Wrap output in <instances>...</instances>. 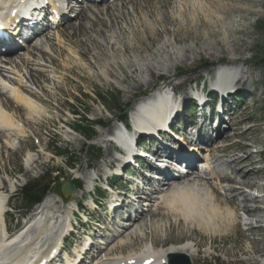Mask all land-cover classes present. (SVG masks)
Masks as SVG:
<instances>
[{
	"label": "bare ground",
	"instance_id": "bare-ground-1",
	"mask_svg": "<svg viewBox=\"0 0 264 264\" xmlns=\"http://www.w3.org/2000/svg\"><path fill=\"white\" fill-rule=\"evenodd\" d=\"M23 1L26 0H0V17L5 16L8 20H11L12 18L8 17L11 10L13 11L17 7L19 8ZM97 1L104 2V0ZM97 1L87 0L90 5L86 2V8H84L83 5H79L74 16L76 20L72 24L67 21L69 18L57 23V25L66 23V29L60 30L59 27L57 28V25L52 29L55 41L61 44L62 47L60 46L59 48H56L51 43L54 39H50L47 35H44V33H41L40 36L38 35L39 37L37 36L38 38L29 42L30 46L28 45L26 48H30L33 51L22 56V58L25 57V59L20 64L21 68L28 70L26 71L25 77H23V80L25 78L28 85H34V87L36 86L39 89L46 88L45 84L51 82L48 76H46V68L55 67V62L51 57L49 60L46 59L47 52L50 51L51 53L57 54L59 57H65L63 53L64 51H62V49L60 50V48H67L68 55L66 56V60L68 59V61L73 63L74 67L79 69L81 73L87 74L89 77L96 75L103 80L111 79L117 84L122 83V75L125 73V67L128 68L130 66L127 58L124 56L126 51L132 50L137 52V49L142 47L143 38L145 37L159 42L162 36L167 35L168 31L164 14L157 16L154 19V23L158 25L159 30H157L153 24L151 25V22H149L148 19L142 16H140V19L134 22L131 26L128 24L123 26V22H125L126 16L129 14L128 10L131 9L134 4L133 0H121L119 4H115L116 0H110V5H106L105 8H102L101 10L94 5ZM89 6H93L94 9L89 8ZM70 8L72 9V5ZM117 9L120 10L119 13H116ZM72 15L73 14L69 16L71 17ZM101 17L106 18V20H103ZM77 20L79 23L75 25ZM83 21L86 22L84 23ZM195 21L196 23L193 21L194 24L199 25V28H203V26L208 24L205 18H201V20L196 19ZM114 25H121L119 28L120 33H117ZM189 27L188 25L181 26V30L184 34H187V39L194 44L196 41L200 40V36L194 33L192 37ZM174 33L177 39L178 33L176 31ZM43 37L44 39H42ZM7 41L11 42V39H8ZM38 42L41 44L38 45ZM232 42L233 45L231 48L235 58L228 59L227 65H236L235 71L233 72L230 69L225 68L221 71L214 70V72H207V77L210 80L209 84L214 83L217 85L216 89H219L223 97H227V93L235 91L234 89L236 87L230 88L231 85H233L235 78H237L235 85L238 86L241 83H245L246 85V79L242 74L249 73L250 75L251 73L249 69L243 71L245 65L243 62L239 61L240 53L243 50H246L247 47L243 44L239 45L238 42ZM216 44H220V47H217ZM168 48V42L163 40L156 51V54H163L165 61L162 67H159V64L153 62L148 56L142 57L140 55L141 53L137 52L134 55V65H132L136 77L133 79L132 84L123 90L125 96L129 97L134 91H142L144 88H150V86L154 85L160 74L162 75V73L166 71L167 75L165 76H168L166 85L155 90L151 95L148 94V96L146 95V97H142L137 103L130 107L128 111L130 114V121L135 126V131L138 132L140 130L151 129V133H154V136L158 141H161V135L164 132L161 129H170L171 122L169 121L173 120L175 114L181 112L179 109L183 106L184 99H189V96L186 94L181 100H179L178 96L174 95L175 91L178 92L183 88V83L177 85L173 83L174 79H171L176 76L172 72L176 69L175 64H177L179 53L177 51H169ZM144 50L148 53L147 48ZM205 50L207 52H212L210 57L213 60L219 59L217 55L218 53H224L226 51L225 46L221 41H217V43L205 48ZM184 51L187 52V50ZM35 52L38 55H36ZM16 54L17 52L12 53L11 55ZM11 55H0V63L6 66V64H8V62L10 63V60L12 59L9 57ZM118 59H120L121 62H118ZM191 60L192 58L188 57L187 61ZM41 62L44 63L42 64ZM4 66H0V97H4L7 103L10 102V105L15 104L14 112H12L14 115H9L7 112L9 109L4 107L0 102V141L3 136H6L1 142L3 143L1 149L4 150V154H7L12 153L16 141L19 143V138H27L26 132L22 127L23 122L25 125L28 124L34 126L39 121L46 119L47 112L39 104V101H41L39 97H36L32 93H29V95L24 93L27 92L29 86L22 85L20 80H17V78L22 76L19 75V72L16 71V69H12L13 65H7L9 68H5ZM195 69L196 67L194 66H186L185 72H191ZM65 70L66 69H64V71ZM93 70H96L98 73L95 74ZM9 74L13 75V77L11 76L12 78H10ZM49 75L53 78L52 81L54 82V88L58 90V92H62V86L57 84V79L60 80L61 75L60 77H56L57 73L53 71L52 73H49ZM187 75L188 74H186V76ZM143 76L146 77V80L143 79ZM79 77L84 79L83 74ZM7 79L10 81L8 82ZM189 80L191 79L187 78V81ZM14 86H16V88ZM28 92H31V90ZM47 92L49 94L48 99L55 97V95L49 92V89ZM194 92L195 90L191 89V96ZM5 94H7L8 97H5ZM228 96L230 99L234 97V94ZM226 97L223 99V103L227 99ZM202 101L207 102L205 99H202ZM248 101L249 100L244 101L242 112L246 110ZM48 103L49 101L45 100L47 107L49 105ZM20 111L23 115L22 119L20 118V121H18L16 116H19ZM221 113H223V111L215 113L219 122L217 123V118L214 120L215 124L213 130L207 127L213 120H210L211 118L209 117L205 118V127L207 129L206 137H200V140L205 145H208L206 150L207 155L202 157V163H209V160H212L211 164L214 166L215 171L213 173L211 172L209 175L200 174L194 167H192L190 171H188L190 172V175L180 178L177 183L167 184L170 185V187H167L166 189H164L165 182L161 184L160 188H158L153 180L145 178L146 187L141 190V196L144 195L143 197L148 200L145 201L147 202L146 206L149 207L148 210L144 211L142 209L139 211L138 216H135L133 219L130 218L133 222L130 221L127 228L124 229L120 235H112L108 238L110 241H113L120 238L123 234L126 235L119 241V243H116V248L114 247V249L109 250L103 258L92 262V264H136L137 261L143 262L146 259H153L156 263H160L163 259L171 260L176 259L178 256H184L190 260H195L200 252L196 242L180 243L181 240L179 238L172 239L171 237L162 239L159 242H153L152 239L148 240L147 238H144L141 230L142 228L146 230L148 226H150L152 232L151 237L153 235L156 236L157 231L162 229L161 224L160 226H157L155 222H151L150 224V221L148 220V222L141 228L136 226L138 224L137 222L143 217L151 218L155 215L150 208L152 207V200L156 199V195H161L158 199L159 203L156 205V210H159L161 206L164 209H167V214L164 213L162 215H164V217L172 218L171 222H173L175 226L179 225L181 222L185 227L187 226L192 229L195 228L202 233L211 236L217 234L223 235L224 233H228L237 228V208L241 209L248 218H254L255 214L253 215L251 210L245 208L242 201L238 200L237 197L243 195L245 197L244 201L251 202L252 204H256L258 201L264 199L263 195L252 196L242 189V187H251L255 188L258 193H264V186L262 184H259L256 181L248 182V180H246L247 175L251 172H254L255 174L259 173L258 170L255 169V165L258 161V159L257 161L255 160V155L258 151H249L247 150L248 147L243 146L240 147V150H243L242 156L232 154L230 157L213 154V152L217 150L216 148H218L217 145L223 142L221 140L229 138V133L231 132L224 134V137L221 136L219 140L214 142H211V137L213 135L218 136L220 134V128L223 127L229 129V127L234 125V119L232 117L228 118L230 124L228 126L225 125L223 121L226 120V118L222 119ZM239 117L241 118V115H239ZM241 119L242 123L246 124V118L243 117ZM24 124L23 126H25ZM116 128L118 127H114L110 130V133H108L110 135L109 137L107 136L108 138L104 139V137H102L100 139L103 144L108 145L106 156L101 164L94 168L93 174H87L85 176V180L91 181L93 180V177L102 172L103 175H106L105 171L109 168L106 160L115 161L117 165L119 164L120 161L113 153L114 147L112 146L111 141L119 143L123 150H127V144L124 134L117 133ZM252 128L257 129L254 125L253 127L245 126L243 132H238L237 129H234L232 131L234 133L231 136L244 138L250 133ZM187 134L188 131H185L182 134V138L177 140L172 139L169 141L170 143L159 144V148L155 150L154 158L159 159V152L162 150L164 153L168 152L170 155H173L174 152L172 153V151L175 150L177 151L175 155L181 156V153L185 151V144H188V149L191 150L190 152L193 153L197 151L195 145L193 146L192 143L187 142L193 141L192 133L190 135ZM67 138H74L77 140L74 135L71 136L70 134H68ZM259 142V140H256L253 144ZM189 156L190 154H186L182 158L187 160V158H190ZM208 157H210V159H208ZM222 158L226 159L225 162H220V159ZM34 162V157L27 156L25 161V168L27 171L32 169ZM231 166L239 167L234 171L233 176L226 172ZM72 172L73 174L68 177L70 182L75 179L74 174L78 173L75 171ZM237 177L240 178L239 181L236 180ZM211 178H215L216 181L220 183L224 182L225 187L217 188L209 183L208 179ZM0 181V264H56L54 258L59 249H61L63 236H65L66 232L69 230V227L64 225L63 222L68 216L69 218L76 220L73 217V213L70 212V208L76 205L82 192L77 190V192L72 194L67 203H64L57 196H45L35 207L33 212L29 214L26 222L23 223L24 225L16 232L9 234L6 216L4 214L2 215L1 212L8 207L9 197L6 193L7 189H9V187L12 188L13 185H11L12 183L8 176H6L3 181ZM217 189L224 193L223 197L229 196L230 201L223 200L224 203H222L218 198V195L221 196V194L217 193ZM12 191H14V189ZM137 192L139 191L137 190ZM221 205L224 207H221ZM125 208H127V206ZM254 210L253 213L255 212L257 214H261L264 211V209H258L257 207H254ZM116 217H119L117 213L112 219L114 220ZM160 217L162 216L160 215ZM258 218L260 219L259 222L264 224V215ZM245 221L246 219H242V222ZM244 226H249L248 228L246 227L248 232H251L253 228L260 229V232L261 229H264L262 225L252 227L249 223H244ZM114 229L116 231L118 228ZM132 235L135 236L133 239L134 241H131L130 239V236ZM87 246L89 247V244ZM260 249V246L254 245V247L251 248L252 254H258ZM86 250L83 253L80 249L79 252H76V256L73 258L72 262L68 259L66 262H70L71 264H76L77 261H80V263L83 262L85 257L89 255V251L86 252ZM52 251L56 254L49 256L48 253Z\"/></svg>",
	"mask_w": 264,
	"mask_h": 264
},
{
	"label": "rangeland",
	"instance_id": "rangeland-1",
	"mask_svg": "<svg viewBox=\"0 0 264 264\" xmlns=\"http://www.w3.org/2000/svg\"><path fill=\"white\" fill-rule=\"evenodd\" d=\"M120 1L121 0H116L115 4H119ZM133 1L134 4L131 9L128 10L129 14L126 16L123 26L127 24L131 26L134 24V22L140 19V16H142L148 19V21L151 22L150 24H153V26L159 30L158 25L154 23V19L155 17L161 16L162 14L165 15L164 18H166L165 22L168 31L167 35L162 36L159 42L153 41V39L148 37L143 38L142 47L137 49V52L141 53L140 55L142 57L148 56L153 62H157L159 67H162L165 60L163 58V54H156V51L163 40L168 42L169 51H177L179 53L177 64H175L176 69L172 72L176 76L171 78L174 79V84L180 85L183 83V88H181L178 92H174V95L178 96L179 100H181L185 94L190 96L191 94L189 90L192 89L195 84L200 88L203 82L208 81L209 84L210 80L207 77V72L213 71L212 68L216 63L221 61L228 62V59L235 58L231 48L233 45L232 41L238 42L239 45L243 44L245 47H247L246 50H243L240 53L239 61L243 62L245 65L243 67V71L249 69L251 73L250 75L249 73L242 74V76L246 79V85L245 83H241L238 86L235 85L237 80V78H235L234 84L230 87H236L234 89L235 91L226 94V98L229 99L228 95H232L234 92H242L240 94L242 99L239 98L241 101L238 102L236 106H232L235 104H231V106L226 105L227 109L232 112L231 117L234 119V125L229 127V129H224L223 133L225 134L231 132L229 133L230 137L221 140L223 142L217 145L218 148H216L217 150L214 151L213 154L220 155V149H225L229 150V154L230 151H232L234 153L233 155L242 156L243 150H240V147L243 146L248 147L247 150L249 151H258V153L255 155V160L257 161L258 159L255 169L258 170L259 173L255 174L254 172H251L247 175L246 180H248V182L256 181L264 186V0ZM110 2V0H104V2H99L100 4L95 2L94 5L97 6L99 10H101L102 8H105L106 5H110ZM85 6L86 3L84 4V8H86ZM89 8L94 9L93 6H89ZM119 12L120 10L117 9L116 13ZM101 18L106 20V18ZM201 18H205L208 22V24L203 26V28H199V25L194 24V22L196 23V19L201 20ZM75 20V18L72 21L71 19H67V21H69L71 24L75 22ZM83 22L85 23L86 21ZM78 23L79 21L77 20L75 25ZM184 25H188V27L190 26L189 31L191 36L193 37L194 33H196L200 36V40L196 41L194 44L189 41L187 39V34H184L181 30V26ZM66 27L67 24L63 23L59 29H66ZM114 27L117 33H120L119 28L121 25H114ZM175 31L178 33L177 39L175 37ZM51 34L50 36L47 35V37L54 39L53 32H51ZM42 39H44V37ZM217 41H221L224 44L226 51L224 53H218L217 55L219 59L213 60L210 57L212 52H207L205 48L217 43ZM51 43L56 48H59L60 46L62 47V45L57 43L55 39L54 41H51ZM37 44L39 45L41 43L38 42ZM216 46L220 47V44H216ZM145 48H147L148 53L144 50ZM61 49L64 51L63 53L65 57H59L57 54L51 53L50 51L47 52L46 59L49 60L51 57V59H53L55 62V67L46 68V76H48L51 82H49V84H45V89H39L36 86L34 87V85H28L25 81V78L23 80V77H25L26 71L28 70L20 67L21 62L25 59V57L22 58V56L27 55V53L33 50L29 48L20 52L19 54H16V56L11 55L9 56L12 58L11 60L7 57L10 60V63L8 62L6 65H13L12 69H17L19 75L22 76L20 78H17L16 76L17 80L19 79L22 85L29 86H27L29 91L31 90L32 94L40 98L41 101H39V104L47 112L46 119L39 121L34 126H30L28 124L25 125L24 122L23 124L25 126H23V124L19 122L22 124V127L26 132L27 138H19V143L16 141L15 148L12 153L4 154V150L1 149V146H3V143L1 142L6 138V136H3L0 141V180L3 181V179L8 176L10 177V182L12 183L11 185H13L12 188L9 187V189H7L6 193V195L9 197L8 206L12 211V213H9L8 217H6L7 227L11 233L19 230V226L17 225H21L22 220H24V217H22L24 213L21 212L19 202L13 200L15 196H19V191L23 187L45 177L46 171L54 170L53 173H51V177L56 179L59 178V181L57 182L56 186L53 187L52 193L60 195V187L65 178L73 174L72 171L78 172L77 174H74L75 179L73 183L77 186H80L81 189H84V187L88 185V180H85V176L87 174H93L94 168H96L97 165H100L106 156L108 145L103 144L100 139L102 137L105 139V135H110L108 133H110V130L113 129L112 127H114L115 119L124 114L122 113L124 109H130V107H132L137 102V100L142 97V93H150L151 95V92L155 91L157 88L165 86L167 83L168 76H165L167 73L164 71V73H162V75L160 74L154 85L150 86V88H144L142 91H134L129 97H127L123 93V90L127 86L131 85L133 79L136 77V74L133 72L134 68H132V65H134V55L137 53L136 51L127 50L124 54L130 63V66L128 68L125 67V73L122 75L123 81L122 83L117 84L111 79L103 80L102 78H98L96 75L92 76V78L87 74L81 73L79 69L74 67L73 63L68 61V59L66 60V56L68 55L66 50L67 48H60V50ZM184 50H187V52ZM188 57H191L192 60L187 61ZM118 62H121L120 59H118ZM1 65L3 66L4 64L0 63V66ZM186 66H194L196 69L191 72H185ZM6 68L9 67L7 66ZM64 69L66 70L64 71ZM52 71L57 73L56 77H60L61 75V77L64 78L63 79L60 77V80L57 79V84L62 86L63 93L58 92V90L54 88V82L52 81L53 78L49 75V73H52ZM93 71L95 74L98 73L96 70ZM11 74H9V77H13ZM82 74L84 79L79 77ZM186 74L188 75L186 76ZM187 78H190L191 80L187 81ZM13 79L16 80L15 78ZM143 79L146 80V77ZM7 81L9 82L10 80L7 79ZM199 81H201V83ZM209 85L217 88V85L214 83ZM48 89L50 93L55 95V97L52 99H48ZM98 95H101L102 98H99ZM146 95L143 96V98L146 97ZM6 96L7 94H5V97ZM110 97L115 98V104L107 101V99ZM45 100L49 101L48 107L45 104ZM245 100L249 101L246 110L242 112L243 103ZM187 101L188 99H184V102ZM0 102L4 107L9 109L7 110L9 115H14L12 112H14L15 104L10 105V102L7 103L2 96L0 97ZM19 113V116H16L18 121H20V118L22 119L23 115L21 111ZM85 114L87 120L90 123L101 126L97 128L94 127L95 137L89 143H85L82 137L68 130L69 128L72 129L80 125H84L85 122L83 117ZM124 115L127 114L125 113ZM239 115H241V118H246V124L242 123V119L239 117ZM229 117L230 115L228 114L226 118ZM224 124L228 126L230 123L227 121L224 122ZM253 125L257 129L252 128L246 137L238 138L231 136L234 133L232 132L234 129H237L238 132H243L245 126L253 127ZM207 127L213 130V121H211L210 125ZM68 134L71 136L74 135L77 140L74 138H67ZM190 134L191 132H188L187 135ZM256 140H259L260 142L253 144V142ZM53 146L55 147L54 150L52 149ZM91 148L100 150V157L97 160H92L90 157L89 153ZM53 152H63L73 156L74 163L72 165V169L67 168L68 160H66V158L57 157L53 154ZM161 152L164 151L162 150ZM27 156H31L32 158L34 157L35 159L30 171H27L25 168ZM229 156L231 157L232 155ZM106 163L109 168L111 166L114 167V165H117L115 161L110 160H106ZM209 163L211 164L212 160H210ZM237 168L239 167L231 166V168H229L226 172L233 176L234 171H236ZM55 171L59 173L56 174ZM100 176H105V174L103 175L102 172L95 176V178ZM236 180L239 181L240 178L237 177ZM211 182L216 184L214 180H211ZM223 187H225V184ZM13 189L14 191H12ZM242 189L252 196H264V193H258L255 188L248 189L247 187H242ZM79 191L82 192V195L80 196V198H82L84 196V191ZM52 193L49 195L55 197L56 195ZM217 193L221 194V196L218 195V198L222 203H224V201H230L229 196L223 197L224 193L219 189H217ZM156 196V199H154L156 202L154 201L153 203L155 207L159 203L158 199L161 195ZM80 198L77 200V203H79L81 206H84V202L87 200V198L82 200L83 202L80 200ZM237 199L242 201L243 206L251 210L253 215L255 214L254 218H248L241 211V209L237 208V228L228 233H224L223 235H207L195 228L192 229L187 226L185 227V225H183L181 222L179 225L175 226L173 222H171L172 218L164 217V215H162L164 213L167 214V209H164L162 206L158 210V212L161 210L160 213L157 212L156 214V210L153 217H143L139 222H137L138 224L136 226L141 228L143 225H145V223L148 222V220L150 221V224L151 222H155L157 226H160L161 224L162 229L157 231L156 236L153 235L151 237L152 232L150 226H148L146 230H144V228L141 230L144 235L143 237L147 238L148 240L152 239L153 242H159L162 239H167L170 237L172 239L179 238L181 240L180 243L192 241L196 242L200 252L195 260L193 259L194 261H192L191 264H264V229H261L260 232V229L253 228L251 232H248L246 229L249 226H246V228L242 223V219H244L245 216L246 219H248L247 223L251 224L252 227L262 225L264 228V224L259 222L260 219L258 218L264 215V211L261 214H257L255 212L253 213V211H255L254 207H257L258 209H264V199L258 201L256 204L245 202V197L243 195L238 196ZM221 207L224 206L221 205ZM71 209L72 207L70 208V211ZM160 215L162 217H160ZM28 216L26 217L24 223L26 222ZM117 218L118 217L114 218V220L112 219L114 228H119L120 225L118 224L119 222H117ZM122 223L123 222H121V224ZM103 227L106 228V226ZM99 234L101 233L99 232ZM106 234L107 231L105 230L101 235ZM124 236L126 235L123 234L120 238L113 240L112 243L109 244V247L103 251V253L105 254L109 250L114 249V247L116 248V243H119V241L122 240ZM134 237V235L130 236L131 241L134 239ZM76 245L78 246L77 243ZM254 245L260 246L261 248L260 252L256 255H253L251 250ZM132 248L135 249L134 247ZM70 250L72 253H74L73 251H75V248L72 247Z\"/></svg>",
	"mask_w": 264,
	"mask_h": 264
},
{
	"label": "trees",
	"instance_id": "trees-1",
	"mask_svg": "<svg viewBox=\"0 0 264 264\" xmlns=\"http://www.w3.org/2000/svg\"><path fill=\"white\" fill-rule=\"evenodd\" d=\"M99 98H102L101 95H98ZM107 101L115 104V98H108ZM123 112V111H122ZM121 120H124V116L120 117ZM85 122L84 125L79 126L76 130L83 136H90L92 135V128L86 121V114L83 117ZM53 150L55 147L53 146ZM56 154L64 155L69 160V163L72 165L74 162V157L68 155L67 153L59 152ZM99 151L90 149V156H92V160L97 159L99 156ZM52 171H46L45 177L41 178L40 180H36L27 186L23 187L19 191V196L15 198V201L19 202L20 209L24 211L30 210L35 205L39 204L40 201L44 198L46 194H48L54 186L57 184V180L51 177Z\"/></svg>",
	"mask_w": 264,
	"mask_h": 264
},
{
	"label": "water",
	"instance_id": "water-1",
	"mask_svg": "<svg viewBox=\"0 0 264 264\" xmlns=\"http://www.w3.org/2000/svg\"><path fill=\"white\" fill-rule=\"evenodd\" d=\"M75 192V187L69 183V178L66 179V183L61 187V193L64 197Z\"/></svg>",
	"mask_w": 264,
	"mask_h": 264
}]
</instances>
